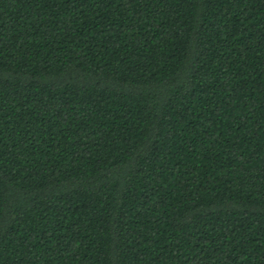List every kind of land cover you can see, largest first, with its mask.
<instances>
[{"label": "trees", "instance_id": "obj_1", "mask_svg": "<svg viewBox=\"0 0 264 264\" xmlns=\"http://www.w3.org/2000/svg\"><path fill=\"white\" fill-rule=\"evenodd\" d=\"M0 264H264V0H0Z\"/></svg>", "mask_w": 264, "mask_h": 264}]
</instances>
